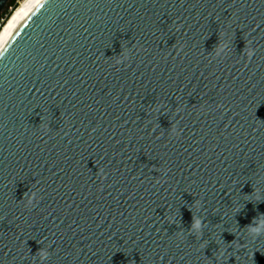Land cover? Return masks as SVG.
I'll list each match as a JSON object with an SVG mask.
<instances>
[{
    "label": "water",
    "instance_id": "95a60500",
    "mask_svg": "<svg viewBox=\"0 0 264 264\" xmlns=\"http://www.w3.org/2000/svg\"><path fill=\"white\" fill-rule=\"evenodd\" d=\"M0 264H264V0H45L0 52Z\"/></svg>",
    "mask_w": 264,
    "mask_h": 264
},
{
    "label": "bare ground",
    "instance_id": "6f19581e",
    "mask_svg": "<svg viewBox=\"0 0 264 264\" xmlns=\"http://www.w3.org/2000/svg\"><path fill=\"white\" fill-rule=\"evenodd\" d=\"M45 0H26L0 31V52L22 24Z\"/></svg>",
    "mask_w": 264,
    "mask_h": 264
},
{
    "label": "built area",
    "instance_id": "2783aa9c",
    "mask_svg": "<svg viewBox=\"0 0 264 264\" xmlns=\"http://www.w3.org/2000/svg\"><path fill=\"white\" fill-rule=\"evenodd\" d=\"M26 0H13V4L10 7L9 13L6 16V20L3 21V24L0 25V29L3 28V25L8 22L11 16L25 3Z\"/></svg>",
    "mask_w": 264,
    "mask_h": 264
},
{
    "label": "flooded vegetation",
    "instance_id": "af4514ba",
    "mask_svg": "<svg viewBox=\"0 0 264 264\" xmlns=\"http://www.w3.org/2000/svg\"><path fill=\"white\" fill-rule=\"evenodd\" d=\"M12 4L13 0H0V21L7 16Z\"/></svg>",
    "mask_w": 264,
    "mask_h": 264
},
{
    "label": "rangeland",
    "instance_id": "374dc122",
    "mask_svg": "<svg viewBox=\"0 0 264 264\" xmlns=\"http://www.w3.org/2000/svg\"><path fill=\"white\" fill-rule=\"evenodd\" d=\"M4 20H6V17H5L3 20L0 21V25L3 24V21H4ZM4 25H5V24H4ZM4 25H3V26H4ZM0 31H1V29H0Z\"/></svg>",
    "mask_w": 264,
    "mask_h": 264
}]
</instances>
